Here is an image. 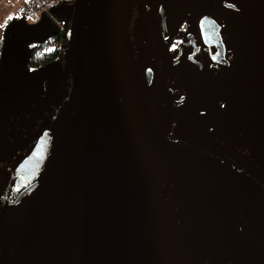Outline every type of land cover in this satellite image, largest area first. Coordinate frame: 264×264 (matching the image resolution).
<instances>
[{"label": "water", "instance_id": "95a60500", "mask_svg": "<svg viewBox=\"0 0 264 264\" xmlns=\"http://www.w3.org/2000/svg\"><path fill=\"white\" fill-rule=\"evenodd\" d=\"M134 1L58 3L72 10L58 94L46 101L54 106L67 92L0 203V264H264L261 188L227 159L155 126L152 72L143 76L128 33ZM44 18L26 33L44 27V40L56 32ZM23 33L7 36L0 56L7 113L19 80L13 57L28 70L42 67L28 66L33 50L21 51ZM219 54L235 64L208 63L202 81L231 77L251 61L259 68L264 51ZM220 113L232 122L219 131L230 130L237 116L228 105Z\"/></svg>", "mask_w": 264, "mask_h": 264}, {"label": "rangeland", "instance_id": "374dc122", "mask_svg": "<svg viewBox=\"0 0 264 264\" xmlns=\"http://www.w3.org/2000/svg\"><path fill=\"white\" fill-rule=\"evenodd\" d=\"M221 4L223 7L218 6L214 13L201 11L194 27L189 29L188 34L196 44L193 46L189 42L181 52L198 48L196 51L200 53L193 57L195 64L203 57L209 61L223 50L249 51L255 58L264 51V0L221 1ZM53 10L59 20L66 21L72 9L66 2L53 6ZM51 21L58 29L56 21L53 18ZM21 28L24 29L21 48L26 54L27 43L31 40L29 37L33 38L35 34L28 36L26 26ZM179 53L180 49L177 55ZM146 55L150 57L149 52ZM13 64V69L19 70V80L13 92V108L9 113V110H0V203L22 168L30 147L45 132L67 92L65 88L60 101L54 106L46 101L55 99L58 94L63 73L62 60L51 61L36 70H28L17 56L13 57ZM181 67L182 73L185 69L183 65ZM179 77L183 80L175 76V82L184 86V78ZM220 81L221 94L237 119L230 130L219 131L209 138L206 145L212 153L221 154L232 167L248 176L264 193V54L259 68L251 61L242 72L225 76ZM35 97L36 104L33 101ZM147 97L151 111L154 109L157 112L155 96L148 93ZM195 129L197 127L193 123L181 127L185 137L187 133H195Z\"/></svg>", "mask_w": 264, "mask_h": 264}, {"label": "flooded vegetation", "instance_id": "af4514ba", "mask_svg": "<svg viewBox=\"0 0 264 264\" xmlns=\"http://www.w3.org/2000/svg\"><path fill=\"white\" fill-rule=\"evenodd\" d=\"M221 1L230 3L234 0H135L128 23L133 54L140 63V71L143 76L146 68L152 72L147 95L152 93L155 96L154 107L157 112L152 109L155 126L166 137L186 142L219 157L223 156L212 153L206 144L211 136L219 132L221 123L227 125L232 122V114L221 117L222 109L229 106L220 91L221 79L202 81L203 72L205 66L211 63L216 68L222 65L226 70V66H233L235 62L218 54L209 61L201 58L195 64L196 59L193 57L200 53L196 51L198 48L194 47L191 52L186 49L185 53L181 49H185L183 46L189 42L193 46L196 44L188 32L194 27L200 12H216L218 6L223 7ZM146 52H149L150 57ZM182 65L185 70L181 73ZM208 68L207 73L214 75V70L210 66ZM175 76L179 79L182 76L187 87L179 86L174 80ZM189 123H193L197 129L185 137L181 127H187Z\"/></svg>", "mask_w": 264, "mask_h": 264}, {"label": "crops", "instance_id": "0c3cea01", "mask_svg": "<svg viewBox=\"0 0 264 264\" xmlns=\"http://www.w3.org/2000/svg\"><path fill=\"white\" fill-rule=\"evenodd\" d=\"M24 2L25 0H0V56L2 53L4 40L7 36L13 37V32H17V34L20 35L23 32L22 30H24L21 27L25 25L26 26L25 30H26L28 29V27H33V25H35L36 23H39L40 21L42 22V20L44 21L45 14L49 15L48 13H41L37 20L33 21L29 19L25 14ZM38 30L39 31L37 33L35 31L28 32V36L29 35L31 36L33 34H35V36L33 38L29 37L31 40L28 41L25 50L27 54L30 53L32 50H34L36 46L43 41L42 39L45 35L44 33H46L44 32L46 31V28L42 27L41 29L39 28ZM22 35L23 36L19 42L20 47H21V40L24 37V33ZM21 51L23 52V50Z\"/></svg>", "mask_w": 264, "mask_h": 264}, {"label": "trees", "instance_id": "16d2710c", "mask_svg": "<svg viewBox=\"0 0 264 264\" xmlns=\"http://www.w3.org/2000/svg\"><path fill=\"white\" fill-rule=\"evenodd\" d=\"M52 39L60 41V47H52ZM66 38L58 33V31L47 36L40 42L36 48L30 53L27 59V64L30 68H38L53 60H62V52L66 46Z\"/></svg>", "mask_w": 264, "mask_h": 264}, {"label": "built area", "instance_id": "2783aa9c", "mask_svg": "<svg viewBox=\"0 0 264 264\" xmlns=\"http://www.w3.org/2000/svg\"><path fill=\"white\" fill-rule=\"evenodd\" d=\"M61 0H25L24 2V10L26 16L35 21L38 19L41 13H48L57 23L58 33L64 36L66 30V24L63 21H59L51 12L50 9L60 3ZM52 47L59 48L60 41L58 39H52L51 41Z\"/></svg>", "mask_w": 264, "mask_h": 264}]
</instances>
